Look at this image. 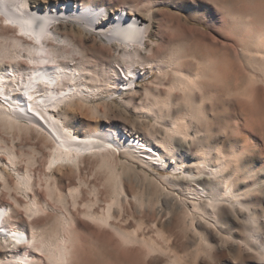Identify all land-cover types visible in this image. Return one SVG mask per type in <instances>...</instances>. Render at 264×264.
I'll return each instance as SVG.
<instances>
[{
    "label": "rangeland",
    "instance_id": "1",
    "mask_svg": "<svg viewBox=\"0 0 264 264\" xmlns=\"http://www.w3.org/2000/svg\"><path fill=\"white\" fill-rule=\"evenodd\" d=\"M89 1L100 3L110 10L105 18L112 11L124 7L150 24L145 44L140 48L141 59L135 66L141 68L139 72L144 75L137 79L135 87L129 88V85L116 90L113 95L101 94L93 98L91 104L98 106L97 113L76 105L67 108L65 115L68 123L79 133L98 125H124L140 139L160 138L164 133L162 125L141 111L140 107L147 100L144 97L150 100L168 97L169 87L181 74L189 78L191 84L193 81L190 95L196 105H201L205 116L202 124L187 118L189 131L195 135L197 132L196 137L200 139L198 144L203 147L210 145V152L215 157L221 155L227 161V172L234 171L232 158L237 159L235 155L244 151L245 164L253 166L264 176V81L259 80L255 88H250L254 97L252 102L242 96L240 98V93L252 77L240 53L241 47L251 44L256 37L254 35L264 31V0ZM37 2L40 7L44 6L43 0ZM64 26L61 25L57 38L62 40L67 34L92 68H107L115 61L123 65L120 59L123 47L114 45L104 34L92 28L76 33L78 29L75 25ZM141 61L149 64L140 65ZM175 69L179 74L175 73ZM125 80L121 77L120 81ZM146 90L150 92V97ZM182 93L178 89L172 90L170 116L165 115V121L184 115L186 105L182 101ZM21 133L0 129V144L14 148L18 155V171L27 170L33 178L30 194L34 191L41 202L48 203L49 209L33 220H26L22 209L11 198H16L21 204L25 202L22 193L16 189V176L9 171H6V180L10 190H6L0 181V204L11 205L15 221L23 224L27 231L32 226L43 228L47 236L58 229L56 218L64 212L71 219L68 234L72 240V255L68 264H257L253 258L258 257L257 253L248 249L244 241L241 242L245 237L242 234L246 233L243 220V217L247 218L246 214L230 210L234 221L225 220L213 225L195 212H187L188 207L193 209L188 197L190 194L183 191L194 183L191 181L193 177L183 172V168L193 170L195 160L183 153L184 147H177L176 155H183L186 165H178L175 171L171 165L161 162L160 152L156 150L148 152L156 154L154 157L158 154L155 158L160 160L150 158L142 148L135 153L141 158L139 160L123 153V145L118 146L119 151L110 159L112 163L109 166L100 165L99 157L90 154L77 167L55 171L59 192L63 194L58 196L63 199L58 202V197L50 199L38 184L43 158L49 152L47 142L32 130ZM197 148V142H194L191 145L194 155H197ZM28 155L35 156L34 164H26ZM169 159L167 156L164 161ZM0 160L4 162L6 157L1 155ZM164 177L173 178L178 185ZM117 179L123 192L118 195L119 203L112 205L110 223L92 220L88 214H104L107 206L112 204V185ZM72 187L77 195L68 194ZM254 201L257 212L263 215L264 193L256 194ZM260 228L264 234V223ZM116 229L124 233L132 231L138 235V240H126ZM1 236L0 240L3 239ZM145 240L157 244V250H151ZM12 246L13 243L9 247ZM44 263L50 264L46 259Z\"/></svg>",
    "mask_w": 264,
    "mask_h": 264
},
{
    "label": "bare ground",
    "instance_id": "2",
    "mask_svg": "<svg viewBox=\"0 0 264 264\" xmlns=\"http://www.w3.org/2000/svg\"><path fill=\"white\" fill-rule=\"evenodd\" d=\"M43 2L44 6L40 7L37 0H0V129L18 133L32 130L47 142L49 152L43 158L42 175L38 182L44 189L45 193H43L50 199L61 195L55 171L77 167L90 154L99 157L100 165L109 166L112 163L110 159L119 151L118 146L123 145L125 147L123 153L139 160L141 158L135 153L141 148L150 158L157 160H160L155 158L158 154L154 157L156 154L148 151H159L161 162L171 165L174 170L178 165L181 167L186 165L183 155H176L177 147L182 146L183 153L195 160L192 163L193 170L188 168L182 170L193 177L191 181L194 183L192 186L189 184L187 190L183 191L190 194L188 197L193 209L192 211L188 207L187 212L192 214L195 212L213 225L225 220L234 221L229 213L230 210L246 214L244 216L247 218L243 217L246 233L242 234L245 237L241 242L244 241L248 249L257 253L258 257H253L257 264H264V234L259 230L264 223V214L260 215L257 212L258 208L254 201L256 194L264 193V176L260 175L253 166L245 164L244 151L235 155L237 159L232 158L235 164L234 171L227 172V161L221 155L215 157L210 152V145L203 147L198 144L200 139L196 137L197 132L195 135L189 131L187 118L202 124L205 116L201 105H196L190 95L192 80L191 84L189 78L177 73L175 69V73L179 75L169 87L168 97L164 100L160 97L153 100L144 97V100H147L140 110L151 116L157 124L162 125L164 133L160 138L151 136L149 140L140 139L124 125L119 127L98 125L79 133L67 121L65 115L67 108L76 105L87 108L91 113H97L98 106L91 104L93 98L101 94L113 95L116 90L129 85H131L129 88L133 85L135 87L137 79L143 74L139 72L141 68L135 66L136 62H139L137 60L141 59L140 48L145 44L150 24L143 21L136 12H130L124 7L112 11V14L105 18L110 10L97 2L90 3L89 0L50 2L43 0ZM99 19L102 21L95 25ZM138 20L142 23H138ZM6 21L10 23H5ZM66 24L75 25L78 29L76 33L92 28L95 32L107 36L115 43L114 45L122 46L120 59L124 62L123 65L119 64L120 61H115L107 68L100 70L92 68L93 66H90L88 60L81 54L80 48L67 34L62 40L57 38L61 25L64 28ZM22 32L24 35H21ZM254 36L256 37L253 42L244 44L240 52L252 75L240 93V98L242 96L248 102L254 98L251 92L258 81H264V31ZM141 64H149V62L141 61ZM256 71L257 75H255ZM121 77H125L126 80L121 82ZM174 89L183 92L182 101L186 105V111L180 118H171L168 122L164 118L165 115L170 116L169 108L170 104L172 105L171 95ZM146 94L150 97L148 90ZM198 129L201 130V127ZM194 142H197L198 146L197 155L191 152V145ZM1 155H4L6 160H3L4 162L0 160L2 166L0 181L3 182L6 190H10L6 171L16 176V189L22 193L25 202L21 204L16 198H11L14 204L22 209L26 220H33L37 215L46 212L49 209L48 203L41 202L34 191L32 195L30 194L32 176L27 170L18 171V155L14 148L0 144ZM167 156L170 159L164 161ZM26 159L27 165L35 162L33 155H28ZM170 177L164 179L170 180L177 186L174 176L171 179ZM118 179L112 185L114 193L112 204L107 206L104 214L93 212L88 214L92 220L103 224L110 223L108 220L113 217L112 205L120 201L118 195L122 189ZM69 190L68 194H75L74 187ZM56 199L61 202L62 198ZM14 217L11 205L7 207L5 204H0V234L3 238L0 240V248L3 251L0 255V264H45V259L50 264H68L72 255L70 248L72 240L68 234L71 231V219L64 212L59 213V217L56 218L58 229L49 236L45 234L43 228L32 226L27 231L23 224L15 221ZM116 231L126 240H138V235L133 234L132 231H129L130 233L120 232L118 229ZM12 243L13 246L9 247ZM18 244L22 247H18ZM235 244L238 245L237 241ZM147 245L151 250H157V244L149 242Z\"/></svg>",
    "mask_w": 264,
    "mask_h": 264
},
{
    "label": "snow or ice",
    "instance_id": "3",
    "mask_svg": "<svg viewBox=\"0 0 264 264\" xmlns=\"http://www.w3.org/2000/svg\"><path fill=\"white\" fill-rule=\"evenodd\" d=\"M138 23H142V21H137ZM5 23H10V21H6ZM21 35H24V33L22 32ZM18 255H20L21 253H17Z\"/></svg>",
    "mask_w": 264,
    "mask_h": 264
}]
</instances>
